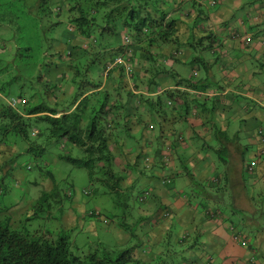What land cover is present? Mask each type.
<instances>
[{
	"label": "rangeland",
	"instance_id": "obj_1",
	"mask_svg": "<svg viewBox=\"0 0 264 264\" xmlns=\"http://www.w3.org/2000/svg\"><path fill=\"white\" fill-rule=\"evenodd\" d=\"M37 2L38 0H0V66L4 65L3 79H0V82L4 81L0 100L10 103L14 98V106L18 109H23L25 105L23 98H28L29 106H33L35 102L51 105L50 90L55 91L56 96L61 97L58 98L60 106H68L76 96L77 86H72V91L70 89L67 93V101H63L64 94L62 95L59 86L65 87L73 84L69 78L63 79L60 76L64 72H70L67 62L71 58L66 56V52L75 50L73 46L83 43L89 45V49L86 48V50L91 48L89 38L73 37V34L69 32L70 15H77L69 9L70 2L47 0L45 7L38 6ZM206 2L210 10L219 5L218 2L210 5V0ZM166 9L170 10L171 7L167 6ZM236 11L232 23L239 21V18L244 15L243 10ZM260 17L264 18V9ZM189 18L194 20L195 16L191 15ZM231 31L227 28L229 34ZM232 33L236 35L234 37L236 40L232 41L238 43L241 51H246L249 46L254 45L252 36H247L251 39L247 43V37L243 36L242 31L233 30ZM217 34L221 36V30L217 31ZM258 35H260L258 36L260 47L264 48V44L260 43L264 39V34ZM103 36L101 40V35H99L101 42L99 47L102 49L106 50L105 46H108V42L121 43L120 36ZM106 51L110 53L104 51L103 58L109 56L108 54H115V51H110V49ZM241 51H236L235 54L239 58L243 56ZM85 58L86 56H82L80 59ZM254 64L257 66L258 62ZM250 65L252 64L245 63L242 68L249 72ZM202 69L201 65L197 77H192L193 82L204 76ZM263 72L262 67L260 72L257 71V82L264 81ZM89 73L90 79L97 80L101 77L103 73L100 63L95 61ZM182 73L186 77L187 70L186 72L182 70ZM212 73L213 77L207 75L208 88L200 91L201 95L198 97L199 101L205 102L207 108L203 109L200 105L197 106V110L203 118L216 121L219 134L221 131L231 133L227 136L228 141L238 142L243 151L241 154L239 151L232 150L222 154L217 150L226 145L221 142L220 135L213 134L214 137L212 135L210 137V128L195 133V138L188 134L190 133L187 132L188 129L183 128L186 132V143L180 146L178 143L177 147L180 148L179 151L182 150L183 159L181 161L189 168V172L178 173L177 171H182L178 161L176 167L170 170L178 173L175 182L171 185L181 190V197L178 201H175L172 195L169 198L170 194L168 195L162 187L153 188L151 181L146 177L139 178L137 181L136 179L135 181L126 180L125 187L126 185L131 186L126 191V195L105 192L102 187L89 180L85 168L73 166L58 157V154L67 152L74 156L80 152L79 149L73 148L71 151L69 146L64 149L63 146L58 147L51 142L43 156L36 158L26 151L29 147L27 140L16 137L12 133L4 134V130L0 128V143H3L0 150L3 149L5 142L2 139H6L7 145L10 146L8 150L12 154L11 157H8V153L0 156V207H8L16 220L21 219L32 212L31 207L43 192L55 187L61 198L59 199L60 206H62L61 212L58 214L57 209L52 208L39 214L43 218H35L30 228L40 226L55 228L57 225V229L62 227L71 229V238L78 245H98L100 249L110 251L120 249L129 242L137 243L138 240L146 239L149 233L152 240L147 241H150L151 256L158 259V264H223V262H228L226 264H264V172L261 163L258 171L256 166L252 170L246 168L250 159L255 157L258 145V137L254 131L258 127H263L261 129L264 130V120L248 118L244 111L242 115L240 111L233 110L237 115L240 113L239 115L243 116V119H240L237 115L222 112L226 107H216L215 104L219 100L243 103L244 101H240L244 99L251 102L250 106L254 102L250 101L251 96H247L248 90L244 86L238 89L239 94L232 92L234 88L218 91L227 85L224 73H218L216 67ZM13 75L16 76L12 78ZM125 77L121 80L115 78V75L107 78L103 76L102 80L107 83L110 91L112 87L110 82L114 79L120 87L123 83L131 82L130 77L128 78L126 74ZM167 77L175 83V77L172 74H167ZM250 80L251 77L245 75L242 81L246 83L245 81ZM161 82L162 78L157 77L155 82L151 83L150 90L156 91ZM262 90L260 88V93ZM259 91L256 90L254 98H257ZM102 94L103 92H100L91 97L102 100ZM244 95L245 97H242ZM40 98L43 100L38 101ZM163 104L166 103L163 101ZM254 107L257 113L264 112V106L262 110L258 104ZM165 108H167L166 105ZM220 123L223 130L219 128ZM157 130L156 128L154 132L157 133ZM211 131L215 133L216 129L212 128ZM258 136L264 147L262 137ZM62 149L64 151H60ZM173 155L177 157L176 152ZM151 156L154 159L157 158L155 155ZM229 156L238 163L236 168L242 167L241 161L245 166V170L241 171L243 185L240 181L237 182V186L232 187L230 184L231 168L224 162V160H230ZM27 165L31 168L28 169ZM219 172L222 173L219 174ZM214 173L212 187L200 182L206 175L208 177ZM163 185L168 186L165 183ZM243 186L244 191L249 193L247 195L250 199L244 200L245 208L242 209L236 207L233 194L240 195L241 191L238 187ZM142 187L147 189L145 192L148 200L138 205L137 197ZM84 190L89 193H85ZM69 191L72 194L70 198L67 195ZM165 210L169 211V216L159 221L156 227L151 228L149 225L151 220L157 219L156 216L161 215ZM90 211L94 213H89ZM208 211L209 214H207ZM48 212L58 216L59 220L48 215ZM181 216H184V226L181 224ZM140 217H142L141 220H139ZM259 233L262 236L256 239V234ZM227 234L232 236L231 239L237 246L240 245L246 250L245 261L244 257L241 260L227 253L224 248Z\"/></svg>",
	"mask_w": 264,
	"mask_h": 264
},
{
	"label": "trees",
	"instance_id": "obj_2",
	"mask_svg": "<svg viewBox=\"0 0 264 264\" xmlns=\"http://www.w3.org/2000/svg\"><path fill=\"white\" fill-rule=\"evenodd\" d=\"M46 1L38 0L37 5L45 7ZM206 1L178 0L177 7H174L175 0H67L70 2L69 9L77 13L70 15L69 32L73 37L89 38L91 42L90 50H86L89 45L83 43L73 46L75 50L66 52V56L71 58L67 62L68 69L73 73L67 71L60 76L69 78L73 84L60 85L59 89L65 95L66 89H73L72 86L76 85V96L68 106H60L58 98L61 97L50 90L51 105L35 102L29 106L28 98H23V109L0 100V128L4 134L12 133L27 140L29 147L26 151L36 158L43 156L51 142L64 149L69 146L71 151L73 148L79 149L80 152L74 156L67 152L58 154V157L73 166L85 168L89 180L110 194H125L131 188L125 187L129 179L137 181L146 177L150 181L154 178L162 185H169L178 173L189 172L181 161L182 150L179 151L177 147L178 143L180 146L187 139L180 128L185 126L187 116L202 117L197 106L205 109V102L199 101L198 97L200 91L208 88L209 78L204 74L193 82L192 77H197L201 63L206 64L210 60L211 67L224 68L221 59L227 55L223 39L208 23V26L204 25L205 36L203 34L197 38L194 34L198 19L195 16L191 21L189 17L194 15L195 5L201 2L207 4ZM180 5L181 8H178ZM167 6L171 9L167 10ZM99 35L101 40L103 35L120 36L121 43L108 42V46H105L106 50L115 51V54L103 58L104 51H109L99 47ZM197 47L199 54L194 51ZM200 52L205 53L207 58L204 59L203 54L200 56ZM184 54L187 55L186 60L182 61ZM82 56L86 58L81 60ZM117 57H122L131 65V82L123 83L120 87L114 79L110 82L112 87L109 91L107 83L102 80L103 76L115 75L121 80L126 78L124 64L114 63ZM95 61L100 63L103 73L97 80L89 78L90 67ZM174 63H180L184 72L187 70L186 77L182 72H176ZM3 70L4 65L0 66L1 80ZM167 74L175 77L176 86L161 88L159 84L156 91H151V83L161 75L167 77ZM178 77L180 79L177 80ZM3 84L4 81L0 82V92ZM223 89L221 87L218 91ZM100 92H103L102 100L91 97ZM42 100L40 98L38 101ZM172 122L177 125L171 126ZM156 128L157 133L154 132ZM221 132L219 134L216 129L212 133L210 128V137L223 135ZM260 133L264 136L262 130ZM220 137L223 139L224 136ZM2 140L5 142L0 156L8 153V157H11L7 140ZM217 151L228 153L226 146ZM174 152L177 157L173 155ZM263 155L264 147L260 153L258 151L256 163ZM177 161L182 171L171 172ZM27 168L31 166L27 165ZM200 182L206 184L205 180ZM146 190L145 187L140 188L138 205L147 202ZM59 195L55 187L43 192L31 207L32 212L17 220L8 207H0V264H158V259L151 256L150 241H147L151 238L149 233L146 239L129 242L120 249L110 251L102 250L98 245H78L71 238V229H57V225L55 228H30L35 218H43L39 214L52 208H56L58 214L61 212ZM67 195L70 198L72 194L69 191ZM48 215L59 220L51 212ZM167 216L169 211L165 210L149 225L154 228Z\"/></svg>",
	"mask_w": 264,
	"mask_h": 264
},
{
	"label": "crops",
	"instance_id": "obj_3",
	"mask_svg": "<svg viewBox=\"0 0 264 264\" xmlns=\"http://www.w3.org/2000/svg\"><path fill=\"white\" fill-rule=\"evenodd\" d=\"M177 2H178V0H175L174 7H177V5H176ZM216 2H218L219 5H217L216 7H214L211 10L207 7V4H205V2H201L200 5L199 4L195 5L196 8H194L195 9L194 16H196L197 17L196 19H198L197 20L198 25L195 26L196 32L194 34L197 38L201 35L203 36V34L205 36L206 33L204 31V28L208 25L212 26L214 28L215 32H217V31L219 32L221 30V32H222L221 38L223 39V46L227 52V55L221 59V62L223 63L224 68H217L216 65H214V66L218 70L220 69L218 73H224L223 76H224V79H225L227 85L225 87H223L224 88L223 90H225L226 88H230V89L234 88L232 92H234L235 94H239L240 92H238V89L241 86H244V88L248 90L247 96H251L250 101L254 102V104L250 106L249 103H251V102L242 99V101H240V102L244 101L243 103H239L238 101L233 102V100H231V101L228 100L226 102L217 101L218 103H216L215 105H216V107L226 106L225 110H223L222 112H225L229 115H231V114L237 115L236 112H234V111H240V113L242 115H244V113H242L244 111L248 118H255V119L260 118V119L264 120V112L257 113V111H255V107H254V105L258 104V107L262 110V107L264 106V81L257 82V79H256L257 71L260 72L261 67L264 71V48L260 47L261 45L259 44V41H258V39H259L258 36H260L258 34H261V33L264 34V18L260 17L261 11L264 9V0H220V1L216 0ZM203 7L205 9L204 11H203ZM178 8H181V5L178 6ZM238 9L243 10L244 15L242 16V18H239V21L232 23L233 19L235 18V13L237 12L236 10H238ZM207 23H208V25H206ZM204 25H206V26H204ZM227 28H229L230 31L232 30L230 32L231 34H229L227 32ZM185 29H186V27H185ZM233 30L234 31H242L243 36H246V37L252 36L253 40H254V43H253L254 45L252 44L253 46H249V49H247L246 51H241L238 43L236 41H232V40H236V38H234L236 35H233V33H232ZM182 33H184V32L182 31ZM197 48H195L194 51L196 54H199L200 49H199V47H197ZM236 51H241L243 53V56H241L240 58L238 56H236L235 55ZM202 54L205 55L204 59L207 58L205 53L200 52V56H202ZM186 56L187 55L184 54V57H181V60L185 61ZM198 60L200 61V58ZM210 61L207 62L206 64L201 63V65L203 64L202 70L205 72L204 74H207L208 76H213L212 71H213V69H215V67L214 68H213V66L211 67ZM256 61L258 62L257 66H255L256 64H254V62H256ZM245 63L252 64L249 67V69H250L249 72L242 68V66ZM173 66H174V68H176L175 69L176 72H178V73L182 72L183 66L180 63H178V64L174 63ZM256 68H258V69L256 70ZM225 75H228V77H225ZM245 75H248V77H251L250 81H245L246 83H244L242 81V80H244ZM160 77L162 78V82L160 84L161 88H173L174 86H176L175 83H173L174 81H172L169 77H164V75H161ZM178 79H180V78L178 77L177 80ZM175 81H176V79H175ZM207 83H209V81ZM260 88L263 89L261 93L259 91ZM256 90L259 91V95L257 96V98H254L253 96H256L255 95ZM68 91H70V89L69 90L66 89V93L63 96V101H67ZM71 91H72V89H71ZM242 97H245V95ZM246 104H247V106H245ZM204 108H207V106L205 105ZM205 112H207V110ZM239 114L237 116L240 119H243V116H241ZM196 115H198V113H196ZM186 118H187L186 121L184 120L185 126L184 127L180 126V127H182V128H180V130L184 133V135L186 134L184 129H188L187 132H190V133H188L189 135H195V133H197V132H202L203 129H207V128L217 129L218 128V124L216 123V121L215 120L210 121L209 118H203V117L191 118L190 116H187ZM176 125L177 124L173 123V125H171V126H176ZM219 126H220L219 128L221 130H223V128L221 127L222 126L221 123L219 124ZM165 127L166 126H164V128ZM261 128H263V127H258L254 131L256 133V136L258 137V145H257L255 157H252L251 159H257L258 151L260 153L261 149L263 148V144L259 140V136H258V135H260V133H259L260 130H262ZM262 132H264V130H262ZM221 133H224V134L220 135V136H225V137H223V139H221V142L227 146L228 152L231 150L232 151H239V154H241V152L243 150L241 148L242 146L238 142H229L228 140H226V138H227L226 136H230L231 133H229L227 131H222ZM239 157H240V155H239ZM229 158H230V160L227 161L226 163L229 166V168H231L230 175H229L230 184L232 185V187H233V185L237 186V182L240 181L241 184L243 185V182L241 181V176H242L241 171L245 170V168H244L245 166H244L243 162L240 159V161H241L240 165L242 167H239V169H238V168H236V167H238V163L236 161H235L236 162L235 163L233 161V159L231 158V156H229ZM260 163H261L262 171L264 172V155L257 161V166H256L257 171H258ZM220 173H222V172H219V174ZM214 175H215V173L211 174L208 177L206 175V177L200 181L204 182V180H205L208 187H212L214 184V182H213L214 178H212V177ZM154 180H155L154 178L152 180H150L153 183L152 184L153 188L156 189L157 187H162L167 192L168 195L170 194L169 198H171L173 196L175 201L179 200V198L181 197L180 190L178 188H175L174 186H171V185H173V182H175V177H174L173 181L171 180V182L168 186H164L160 182H158L156 180L154 181ZM211 180H212V182H211ZM219 183L220 182H218V184ZM238 188L240 189L241 194L240 195L233 194V198H234V202L236 203L235 204L236 207L243 209V208H245L244 200L248 201L250 199L249 196L247 195L249 193L247 191H244V189H243V188H245L244 186L242 188H240V187H238ZM206 193H207V191H206ZM188 204H190V202ZM192 204L193 203H191V205ZM207 214H209V211ZM183 221H184V216H181V224L184 226ZM259 236H262V234L261 233L256 234V239H258ZM149 238H148V240L151 241L152 237L150 239ZM231 238H232V236L230 237L229 234H227L225 236L226 244H225L224 248H226L227 253L234 255L236 258L241 259V260H242V257H244V261H245L246 256H247L246 250L244 248H242L240 245H239L240 247L237 246ZM226 263H228V262H225V264Z\"/></svg>",
	"mask_w": 264,
	"mask_h": 264
},
{
	"label": "built area",
	"instance_id": "obj_4",
	"mask_svg": "<svg viewBox=\"0 0 264 264\" xmlns=\"http://www.w3.org/2000/svg\"><path fill=\"white\" fill-rule=\"evenodd\" d=\"M215 2H216V0H210V5L211 4H215ZM127 39V38H126ZM251 41V39H250V37H247L246 38V42L248 43V42H250ZM260 43L261 44H264V39H262L261 41H260ZM114 63L115 64H117V63H122V64H124V66H125V73H126V75L127 76H130V65L129 64H127L123 59H122V57H117L116 59H115V61H114ZM113 63V64H114ZM15 100H12V101H10V104L12 105V106H14V104H15V102H14ZM260 133V132H259ZM262 133H260V136L262 137V140L264 141V136L263 135H261ZM256 161H255V159H252V160H250V162H248L247 163V169L248 170H252L255 166H256Z\"/></svg>",
	"mask_w": 264,
	"mask_h": 264
},
{
	"label": "clouds",
	"instance_id": "obj_5",
	"mask_svg": "<svg viewBox=\"0 0 264 264\" xmlns=\"http://www.w3.org/2000/svg\"><path fill=\"white\" fill-rule=\"evenodd\" d=\"M127 63V62H126ZM128 64V63H127ZM131 66V65H130ZM126 74V73H125ZM127 76V75H126ZM128 78L130 77V76H127Z\"/></svg>",
	"mask_w": 264,
	"mask_h": 264
}]
</instances>
